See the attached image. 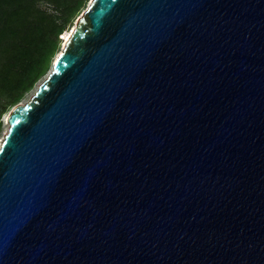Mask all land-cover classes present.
<instances>
[{"label": "water", "instance_id": "water-1", "mask_svg": "<svg viewBox=\"0 0 264 264\" xmlns=\"http://www.w3.org/2000/svg\"><path fill=\"white\" fill-rule=\"evenodd\" d=\"M0 142V264H264V0H90Z\"/></svg>", "mask_w": 264, "mask_h": 264}, {"label": "trees", "instance_id": "trees-1", "mask_svg": "<svg viewBox=\"0 0 264 264\" xmlns=\"http://www.w3.org/2000/svg\"><path fill=\"white\" fill-rule=\"evenodd\" d=\"M88 2L0 0V116L45 77L60 37Z\"/></svg>", "mask_w": 264, "mask_h": 264}, {"label": "rangeland", "instance_id": "rangeland-1", "mask_svg": "<svg viewBox=\"0 0 264 264\" xmlns=\"http://www.w3.org/2000/svg\"><path fill=\"white\" fill-rule=\"evenodd\" d=\"M90 1V0H89ZM89 3V2H88ZM88 3L86 4V6L88 5ZM40 6H42V7H48V5L47 4H45V3H40ZM85 6V7H86ZM85 7L84 8H82L81 10H80V12L78 13V15L73 19V21L71 22V24L70 25H67V30H69V29H72L73 28V26H75V22H76V19L82 14V12L85 10ZM48 9H50V7H48ZM63 44L62 43H60V49L62 48L61 46H62ZM44 78V77H43ZM43 78L41 79V80H39L37 83H36V85L28 92V93H26L25 95H24V97L21 99V101L18 103V104H21V103H25L29 98H30V96L34 93V91H35V89H36V87H37V85L43 80ZM15 107V106H14ZM0 109H1V106H0ZM13 109V107L12 108H8L4 113H2L1 114V116H0V123H1V125H0V141L3 139V137H4V134L6 133V131H7V128H8V124H7V122H6V120H5V117H6V115L8 114V113H10L11 112V110Z\"/></svg>", "mask_w": 264, "mask_h": 264}, {"label": "bare ground", "instance_id": "bare-ground-1", "mask_svg": "<svg viewBox=\"0 0 264 264\" xmlns=\"http://www.w3.org/2000/svg\"><path fill=\"white\" fill-rule=\"evenodd\" d=\"M74 29V26H73V28L72 29H69V30H67L66 32H64L63 34H62V36H61V40H62V44L64 45V43L66 42V40L69 38V36H70V34H71V32H72V30ZM62 45V46H63ZM8 115H9V113L6 115V117H5V120H6V122H7V118H8ZM1 142V141H0Z\"/></svg>", "mask_w": 264, "mask_h": 264}, {"label": "clouds", "instance_id": "clouds-1", "mask_svg": "<svg viewBox=\"0 0 264 264\" xmlns=\"http://www.w3.org/2000/svg\"><path fill=\"white\" fill-rule=\"evenodd\" d=\"M60 39H62V38L60 37Z\"/></svg>", "mask_w": 264, "mask_h": 264}]
</instances>
